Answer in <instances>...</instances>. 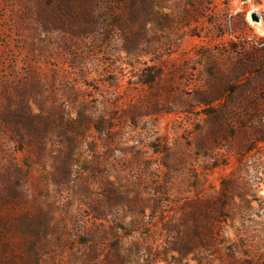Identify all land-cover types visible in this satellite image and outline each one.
Segmentation results:
<instances>
[{
	"label": "rangeland",
	"instance_id": "obj_1",
	"mask_svg": "<svg viewBox=\"0 0 264 264\" xmlns=\"http://www.w3.org/2000/svg\"><path fill=\"white\" fill-rule=\"evenodd\" d=\"M224 233L264 252V0H0V264H224Z\"/></svg>",
	"mask_w": 264,
	"mask_h": 264
},
{
	"label": "trees",
	"instance_id": "obj_2",
	"mask_svg": "<svg viewBox=\"0 0 264 264\" xmlns=\"http://www.w3.org/2000/svg\"><path fill=\"white\" fill-rule=\"evenodd\" d=\"M232 181V180H231ZM228 180L227 182H222V195L223 198L227 199V201L222 205V208L226 209L228 203L232 202L235 184ZM241 201L245 200L242 194H240ZM247 203V201H246ZM222 243L226 248V259L224 264H264V252H247L249 254H244L239 252V244L231 241L226 234L222 235Z\"/></svg>",
	"mask_w": 264,
	"mask_h": 264
},
{
	"label": "water",
	"instance_id": "obj_3",
	"mask_svg": "<svg viewBox=\"0 0 264 264\" xmlns=\"http://www.w3.org/2000/svg\"><path fill=\"white\" fill-rule=\"evenodd\" d=\"M254 17H256L255 15H253Z\"/></svg>",
	"mask_w": 264,
	"mask_h": 264
}]
</instances>
